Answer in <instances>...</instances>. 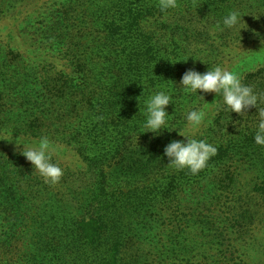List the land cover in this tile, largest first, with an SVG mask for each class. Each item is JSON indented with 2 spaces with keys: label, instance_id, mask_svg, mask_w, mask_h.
<instances>
[{
  "label": "rangeland",
  "instance_id": "374dc122",
  "mask_svg": "<svg viewBox=\"0 0 264 264\" xmlns=\"http://www.w3.org/2000/svg\"><path fill=\"white\" fill-rule=\"evenodd\" d=\"M118 1L159 3V0ZM101 2L110 3L0 0V72L6 75L3 63L7 55L13 66H24L21 63L28 60L39 71H47L45 81L49 83L44 98L33 92L29 95L26 105L32 116L27 118L20 111L19 104L23 102L10 95L15 87L0 79V88L5 92L0 105V151L6 160H11L0 169V264H102L112 236L111 240L106 237L97 245H88L79 239L75 227L79 218L93 213L100 190L110 197L114 189L117 191L114 197L120 202L109 200L115 205L109 208L112 213L108 217L118 221L120 264H159L157 256L165 253L163 245L178 247L196 264L202 254L195 255L196 250L187 249L200 243L207 248L215 243V250L207 254L219 256L229 264H264V146L254 141L259 109L264 108V92L258 95L262 99L257 107H249L242 114L228 113L222 103L217 111L215 101L219 98L215 94L205 93L203 100L183 90L179 85L182 73L175 78L176 83L165 82L168 76L177 73L179 49L162 40L150 77L140 84L128 82L129 76L117 70L114 65L120 61L113 54L110 63L96 55V49L103 48L100 42L105 35L96 37L94 31L85 35L77 44L81 49L67 58L53 52L52 34L44 35L38 21L48 19L49 30L58 29L57 41H63L66 48L71 45L69 31L61 27L63 20L54 17L53 8L64 10L69 3H77L79 11L94 15L96 3ZM8 3L10 9L6 7ZM177 3H190L191 9L182 15L177 6V16L163 15L159 22L168 25L171 31L177 23L181 28L207 29L209 35H214L215 44H207L206 49L200 41L189 45L191 51H201V56L210 57L203 73L220 65L238 74L244 85L247 81L238 73L239 67H249L258 74L257 78L262 75L264 0H177ZM1 9L6 11L3 13ZM232 10L243 15V23L216 30L215 25L220 23L223 27L222 18ZM15 12L18 13L10 15ZM147 26L151 28L155 23L149 21ZM110 65L115 70H106ZM178 67L183 73L196 68L190 62ZM161 90L171 94L173 103L165 110L168 114L175 111L178 122L158 134L144 132L146 101ZM193 106L205 112L199 127L189 126L185 119ZM220 114L227 122L235 121L232 129L242 136L231 144L236 150L222 163L193 175L187 168L177 170L168 164L158 169L148 162L155 159V152L146 153L142 149L157 143L164 156L163 149L170 141L186 142L178 133L214 146L210 137ZM26 123L28 126H24ZM42 136H47L56 147L52 162L63 170L56 184L45 182L36 170L37 176L34 175L33 166L20 152L22 145H16ZM225 174L231 177L226 180L231 187L221 191L217 183ZM103 178L105 183L101 181ZM239 197L243 198V206L237 201ZM235 206L237 212L248 209L252 222L242 219L240 212L234 213Z\"/></svg>",
  "mask_w": 264,
  "mask_h": 264
},
{
  "label": "trees",
  "instance_id": "16d2710c",
  "mask_svg": "<svg viewBox=\"0 0 264 264\" xmlns=\"http://www.w3.org/2000/svg\"><path fill=\"white\" fill-rule=\"evenodd\" d=\"M105 1H109L110 3H96L97 8L96 14L94 15H88L85 11H79V5H77V3H69L64 10L59 7L53 8L54 17L59 21L63 20L64 24L61 25V27L64 26L69 31L68 38L71 41V45L66 48L64 47L65 44L63 41H57V39L60 38L58 29L53 28L49 30L48 25H46L48 19H44V21L39 20L38 24L41 25L39 28L44 29L43 34L46 36H49L48 32L52 34L54 42L53 46H51V50L57 54H61L63 58H67L69 55H75L76 52L81 49L77 44L82 42L85 35L91 34L93 31L96 32V37L97 35H105V39L103 38L104 40L100 42L103 44V48L96 49V55L103 58V62L110 63V58L113 54L114 57L119 58L120 61L119 65H114L113 63L114 66H118L117 70L129 76L128 82L140 84L150 77L152 71L151 67L157 62L159 54L158 49L161 48L159 44H161L160 40H162L163 42L174 43L175 47L179 49V51H176L178 60L175 71L177 73L167 77L165 81L167 84L176 83L177 80H175V78H177L180 73L183 74L182 71H184L178 66H184L186 62L193 63V65L196 66L195 70L203 73V66L207 65L210 57L207 55L201 56V51H191L189 45H196L199 41L203 43L202 45L205 46V49L209 43L214 45V35H209L207 29L201 31L195 30L189 26L181 28L182 26L176 23L171 31L168 25L159 22V19H161L163 15L172 13V15L177 16V7L175 9H169L167 12H162L159 8V3H120L118 0H116L115 3L113 0ZM177 6L180 7V14L182 15H185L191 9L190 3H177ZM6 7L10 9V4L8 3ZM1 10L3 13L6 11L5 9ZM16 13L18 12L11 13L10 15L14 16ZM70 16L72 18L71 21ZM149 21L154 22L155 26L149 28L147 26ZM37 30L38 27L35 32ZM180 30L185 32L180 33ZM176 39H178V44ZM11 53L12 50L8 55H11ZM4 57L5 62L3 66L7 71L5 73L6 75L0 72V79L15 87L10 95H12L15 100H21L23 102L19 104L20 111L27 118H31L32 113L29 112L30 107L26 105L29 103L28 97L31 92H33L34 95L44 98L45 90L49 84L45 81V79L48 78L46 75L47 71H39L38 66L33 63L31 64L28 60L21 63L24 66H13L10 64V59L7 55H4ZM113 65L107 67L106 70H115L112 68ZM12 66L14 67L13 69ZM239 68L240 70L238 73L241 74V76L244 75L247 81L245 84L250 85L257 95L262 94L264 92V71H260L262 75L257 78L258 74L251 72L252 69H249V67L246 68L241 66ZM253 76L256 77L253 78ZM2 100H5V92L0 88V105ZM174 112L175 111H170L169 116L171 115V117H167V129H170L171 125L173 126L178 122L176 121L178 117L174 115ZM217 118L218 126L216 129L212 130L210 137L211 141L214 142L217 152L207 161L209 164L207 163L208 165L206 164V167L202 169L200 173L211 166L213 167V164L222 163L229 154L236 150L233 149L234 146L232 147L231 144H234V142L236 143V141L242 137L238 131L232 129L233 125L231 124L235 121L231 123L230 119L227 122L226 117L224 119L221 114ZM24 126H28V124L26 123ZM142 150L146 153L155 152V159L148 160V162L152 164V167L155 166L158 167V169H164V167L169 164V159H166L161 154V150L158 148L157 143L150 144ZM3 153L4 152L0 151V169L2 166L4 167V165H8L9 162H11V160L8 161L5 159ZM31 170L34 175L37 176V172L33 167ZM221 178L218 183L214 180V182L221 185L220 190L224 191L226 188H230L231 183L230 181L226 182V180H230L231 177L225 174ZM101 181L105 183V178H103V180L101 179ZM100 191L101 195L96 199L95 210L89 217L79 218L76 222L75 229L79 239L88 245H97L106 237L111 240L110 237L112 236L110 245L107 247L106 253L102 258V264H120V248L122 244L119 240L120 238L117 236L119 231L117 225L118 221L115 218L111 219L108 217L110 213H112L109 208L115 205V203H110L109 200H115L114 202H117L118 199L114 197L117 191L114 189L112 192L113 195L110 197L107 196L104 190ZM135 192L134 190L133 194H135ZM242 199L239 197L237 200L240 201L238 203L241 205ZM233 210L236 214L240 212L242 219L245 218V221L252 222V214L248 209L237 212L235 206ZM215 219H217V217H215ZM234 222L237 224V219H234ZM213 223L215 224V222ZM109 231L110 235H108ZM215 247V243H212L208 248L207 246L204 247L203 243H200L194 247H188L187 251L192 252L196 250L195 255L202 254L201 261L196 264H229V262H223L219 259V256L214 258L207 254L209 251H214ZM161 249H165V253H162V257L159 255L157 256L159 258V264H192L189 258L185 256L186 252L183 254L178 247H167L163 245Z\"/></svg>",
  "mask_w": 264,
  "mask_h": 264
},
{
  "label": "clouds",
  "instance_id": "9594fccd",
  "mask_svg": "<svg viewBox=\"0 0 264 264\" xmlns=\"http://www.w3.org/2000/svg\"><path fill=\"white\" fill-rule=\"evenodd\" d=\"M177 7V0H159V8L162 12ZM242 14L237 10L228 12L222 18V25L217 23L216 30L223 31L224 28H235L238 24L243 23ZM243 29V28H241ZM239 29V31L241 30ZM205 64V63H204ZM179 85L189 94L204 100L203 93H213L217 99L215 104L217 111L223 110L242 114L249 107H257L262 97L258 96L251 86L244 85L238 74L227 70L226 68L216 65L210 67L208 71L201 73L194 68L187 69ZM175 87V86H174ZM201 93V94H198ZM172 96L166 91H157L146 101L144 132L158 134L162 129H166L168 124L166 107L172 104ZM205 112L203 109L192 107L186 112L185 119L189 126L199 127L203 124ZM211 121H209L210 123ZM143 132V133H144ZM179 136L185 137L184 140H172L163 149V154L177 170L187 168L193 175L198 174L206 167L207 161L216 154L217 149L205 140L189 138V136L178 133ZM254 141L258 145L264 146V108L259 109V122L256 127ZM22 145L21 154L31 163L33 168L45 178V182L56 184L63 175L62 168L52 162L53 153L56 147L47 136H42L37 140L22 142L16 144Z\"/></svg>",
  "mask_w": 264,
  "mask_h": 264
}]
</instances>
